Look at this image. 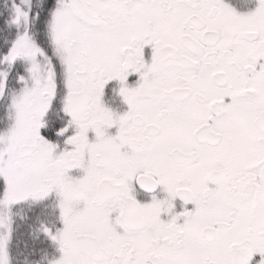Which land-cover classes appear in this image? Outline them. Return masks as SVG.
I'll use <instances>...</instances> for the list:
<instances>
[{
  "label": "snow or ice",
  "instance_id": "obj_1",
  "mask_svg": "<svg viewBox=\"0 0 264 264\" xmlns=\"http://www.w3.org/2000/svg\"><path fill=\"white\" fill-rule=\"evenodd\" d=\"M0 264H264V0H0Z\"/></svg>",
  "mask_w": 264,
  "mask_h": 264
}]
</instances>
